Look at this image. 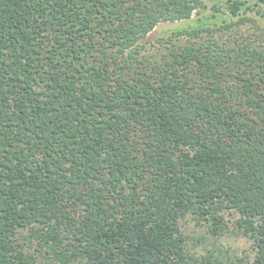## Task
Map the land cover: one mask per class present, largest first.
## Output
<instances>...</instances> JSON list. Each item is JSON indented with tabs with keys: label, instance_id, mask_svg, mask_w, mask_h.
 Masks as SVG:
<instances>
[{
	"label": "trees",
	"instance_id": "obj_1",
	"mask_svg": "<svg viewBox=\"0 0 264 264\" xmlns=\"http://www.w3.org/2000/svg\"><path fill=\"white\" fill-rule=\"evenodd\" d=\"M0 264H264V0H0Z\"/></svg>",
	"mask_w": 264,
	"mask_h": 264
},
{
	"label": "rangeland",
	"instance_id": "obj_2",
	"mask_svg": "<svg viewBox=\"0 0 264 264\" xmlns=\"http://www.w3.org/2000/svg\"><path fill=\"white\" fill-rule=\"evenodd\" d=\"M205 3L207 5V8H209L210 5L212 4V0H205ZM180 23H183V22H160L157 25V30H164L168 27H171L173 25L180 24ZM247 23L239 27V29L237 30V34L240 32H242V34H245L247 31H253L252 29H249L250 24L249 23L247 24ZM229 33L230 32L226 33V35H224L223 38H225L226 40L230 39L232 36L230 37ZM151 48L152 47H150L149 51H151ZM226 217L228 218L229 230L226 231V233L219 239L217 246L220 247V250L225 247H228L229 250L235 251L238 255L248 254L252 256L253 249H252L251 241L247 239L246 237L242 236L241 234L236 233V230L234 228L233 221L236 218V215L234 213H230V214H227ZM183 226H186L189 234L193 233L192 234L193 236L199 235L201 234V232H203V229L197 227L195 225V221L191 219L190 217L186 218V220L183 223ZM205 245L208 246V244H203V246ZM203 246H197V247H192V248H194V250H197V251H202Z\"/></svg>",
	"mask_w": 264,
	"mask_h": 264
}]
</instances>
